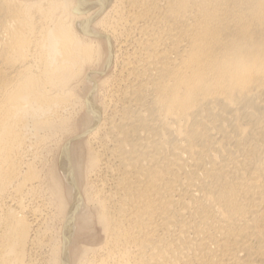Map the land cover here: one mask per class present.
<instances>
[{
  "label": "bare ground",
  "instance_id": "1",
  "mask_svg": "<svg viewBox=\"0 0 264 264\" xmlns=\"http://www.w3.org/2000/svg\"><path fill=\"white\" fill-rule=\"evenodd\" d=\"M73 129L46 182L53 239L25 198L37 147ZM44 247L53 264H264V0H0V264Z\"/></svg>",
  "mask_w": 264,
  "mask_h": 264
},
{
  "label": "rangeland",
  "instance_id": "2",
  "mask_svg": "<svg viewBox=\"0 0 264 264\" xmlns=\"http://www.w3.org/2000/svg\"><path fill=\"white\" fill-rule=\"evenodd\" d=\"M87 66L85 67L86 70L90 68V65H89V67H87ZM110 74H111V72L108 73V75H110ZM79 77H80V79H79ZM82 78H83L82 75L78 76L77 77L78 80L74 79L73 82H72L73 84H71L74 87L75 97L73 98L74 100H73V103L71 104L72 106L70 107L71 108L70 112L72 113V116H73L72 119H73L74 123L77 125L76 126L77 129L81 128V124H80L81 122L80 121L82 120V117L84 116V110H83V108L81 106L82 105L81 103H82V100H83L84 96L87 93L88 84H89L87 81L85 83V81ZM75 86H77V88ZM102 96H103V92H100V94L98 95L99 102L102 101V99H103ZM74 131H76V129H73L71 131H66L65 133L63 132V133H61V134H63V136L60 134V135H58L57 138H55V139L54 138H49V139H47L49 141L46 140L43 145L42 144H40L41 146L38 145L39 147H37L36 152H39L38 154H40V156H39L40 159L37 158L38 160L36 159L34 161L35 170L37 169L36 171H37L38 174H37L36 178H34V180H33L34 183H35V186L38 185V187H37L38 190L35 188L33 191H30L29 194H27L28 196H26L27 198H25V201H26L25 204L28 205L27 206L28 210L26 211V214H25L27 216V218L30 219V220L34 218L33 220H35L42 227V229H44L46 231V233L48 232L47 235L51 236L53 239L59 233L58 231L60 230L59 227L61 225V222H60L61 220L57 219L58 216H57V213H56L57 210H55L56 207L54 206V204L51 205L52 194H51V191L49 189H47V188H50L49 187L50 185L48 184L49 183V181H48L49 179H47L49 177V175H48L49 173L48 172L50 170L49 168H51V169H53V168L55 169L56 168L55 164H56V160H57L58 155H59L60 147H61L62 143L64 142V140H66ZM42 170H43V172H42ZM46 179H47V181H45ZM46 182H48V183H46ZM40 184H43V185H40ZM34 191H36V192L34 193ZM9 192H10L9 190H8V192L6 191V195ZM31 193L33 195H30ZM7 200H9V199H7ZM36 209H38L37 215H36L37 217L33 216V213L31 212L32 210H36ZM50 216H51V218H50ZM53 218H55L57 220H55ZM37 219H38V221H37ZM47 227H52L53 229L52 228L46 229ZM54 230H56V231H54ZM50 233L53 234V236L50 235ZM81 237L85 238L86 236L82 235ZM44 248L45 249L42 248L43 251H42V249H39V251H38L39 255L37 256V259H38V261L40 260L39 264H53V261L51 259L50 260L52 262L49 260V258H50L49 257L50 247H44ZM41 255L42 256L44 255L43 257L44 258L46 257V258L45 259L43 257L40 258ZM41 261H42V263H41Z\"/></svg>",
  "mask_w": 264,
  "mask_h": 264
}]
</instances>
